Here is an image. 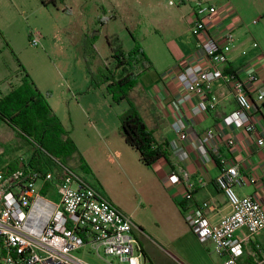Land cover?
Masks as SVG:
<instances>
[{
	"label": "rangeland",
	"instance_id": "rangeland-1",
	"mask_svg": "<svg viewBox=\"0 0 264 264\" xmlns=\"http://www.w3.org/2000/svg\"><path fill=\"white\" fill-rule=\"evenodd\" d=\"M202 1L218 6L230 2L241 18L247 11L252 13L251 18H257L259 24H253L254 30L264 27V20L260 19L255 7H250L249 0ZM177 3L179 0H176V6L171 5L170 0H58L55 5L51 3L44 7L40 0H0V88L4 90L11 80L19 83L20 78L29 76L41 95L53 104L55 115L63 120L70 137L74 126L78 138L88 140L87 137L92 136L91 128L85 126L82 111L76 106L82 97L99 103L100 112L109 114L111 119L107 121L117 127L129 104H115L106 85L92 87L82 52L85 37L98 29L95 23L100 17L106 18L107 24L102 34L114 32L126 44L131 41L127 31V27L130 28L154 66L144 76L153 75L155 69L173 63V56H176L174 50L179 51L181 45L195 39L189 31L194 4ZM146 4L150 8H145ZM260 5L264 6V0ZM177 25L178 31L172 32ZM34 36H40V47L31 45ZM98 47L100 57L94 62V71L104 69L108 59L110 63L109 50L103 39ZM121 110L124 112L118 117ZM0 149L4 150L0 160L7 162L33 154L35 146L5 123H0ZM101 163L98 177L104 188V191L100 189L102 195H107L131 215L133 221L144 219L151 224L150 230L155 229L157 223L152 218L154 208L157 205L163 207L164 202L174 207L169 191L156 179L155 170L146 168L133 149L126 155H108ZM79 164L77 155L71 157L69 165L72 169L96 186L98 182L86 175ZM136 234L146 252L143 264H184L182 258L191 264H211L205 246L193 231L189 234L182 232L181 228L177 232L165 229L164 239L142 238L138 232ZM89 249L86 247L81 255L86 262L108 264ZM213 257L216 258V255ZM107 261L123 264L112 258Z\"/></svg>",
	"mask_w": 264,
	"mask_h": 264
},
{
	"label": "built area",
	"instance_id": "built-area-1",
	"mask_svg": "<svg viewBox=\"0 0 264 264\" xmlns=\"http://www.w3.org/2000/svg\"><path fill=\"white\" fill-rule=\"evenodd\" d=\"M186 3L194 4L190 32L200 41L198 48L205 65H188L181 71L179 82L186 91L183 99L195 96L202 99L191 110L194 116L209 113L219 103L213 84L223 81L231 85L238 108L223 118V126L243 129L255 137L259 147H264V119L252 122V116L264 110V91H252L258 78L255 74L240 78L224 72L236 42L234 31L218 32L216 38L209 35L210 25L220 15L235 13L233 6L202 0H179L177 4ZM170 4L176 6V0H170ZM30 42L33 47L41 46L40 36H34ZM173 128L182 140L189 137L178 123ZM214 138L209 131L205 143ZM227 144L234 147V139L230 138ZM44 154L52 163L48 168L33 170L31 161L25 164L20 158L23 167L20 171L11 174L0 171V264H89L81 258L86 247L108 264H113L108 258L123 264H143L145 254L134 235L136 226L132 218L85 176L47 152ZM219 165L215 185L226 198L231 213L219 223L211 224L205 216L208 208L205 203L185 219L201 242L213 243V252L221 260L219 264H239L243 243L264 230V209L261 199L238 194L237 188L245 185V180L236 166L221 158ZM241 229L248 232L244 240L236 238Z\"/></svg>",
	"mask_w": 264,
	"mask_h": 264
},
{
	"label": "crops",
	"instance_id": "crops-1",
	"mask_svg": "<svg viewBox=\"0 0 264 264\" xmlns=\"http://www.w3.org/2000/svg\"><path fill=\"white\" fill-rule=\"evenodd\" d=\"M248 2L251 8H256L260 14V19L264 20V6L260 5L261 0H249ZM138 3L142 5L139 1ZM228 4L233 6L230 2ZM225 5L227 3L220 6ZM149 6L146 4L144 7L150 8ZM102 8L104 9V7ZM233 8L234 14L228 15L225 12L210 25L209 35L216 38L218 32L234 31L236 42L229 54L228 63L232 74L240 78L248 74H255L258 82L252 91H264V27L254 30L253 22L257 21V18H251L252 13L249 11L244 13L243 18H241L234 6ZM191 15L192 21L189 23V31L190 24L194 20L193 12ZM171 31L177 32L178 25L176 28L173 27ZM115 35L114 32L102 34L101 39L104 40V45L107 48V38ZM127 39L125 38V40ZM198 44L200 41L195 38L190 43L181 45L179 51L173 49L176 54L173 56V63L165 68L155 69L153 75L142 77L130 95V97L133 96L131 100L147 127L153 132L155 139L159 143H167L171 153V164L162 159L152 169L157 174L156 179L161 181L165 189L169 191V197L174 207L164 202L163 207L157 205L154 208L152 218L157 223L155 229L150 230L151 224L144 219L133 221L134 224L136 223L134 235L141 246V240L136 232L142 238L148 236L154 239H158L157 237L164 239L163 231L165 229L169 232H177L181 228L182 232L190 234L192 230L186 222V215L193 214L205 203L208 204L205 216L211 224L219 223L231 213V207L226 198L215 185V179L220 174V158L236 166L245 180V185L237 188L238 194L241 197L261 199L264 209V147H259L255 137L247 134L243 129L225 128L222 124L223 118L238 108L231 93V85H226L223 81L213 84V92L219 103L217 108L209 113L194 116L191 110L202 99L196 96L193 99H183L186 91L179 82L181 71L188 65H205ZM22 80L23 77L20 78L19 83H14L11 80L4 90L0 88V99L20 86ZM252 96L255 98V94ZM83 98L78 100L76 106L82 111L83 121L86 128L88 126L91 128L92 136L87 137L88 140L83 139V137L78 138V135H75L76 126H74L71 138L88 164L92 178L100 184L104 191L98 177L99 169L102 167L101 161H105V157L108 155H126L130 153L132 148L125 143L120 135V123L117 127L113 123L112 125L109 124L107 120L110 121L111 117L105 112H100V104ZM49 104L53 113L56 114L53 104ZM123 112L124 110H121L118 117ZM261 119H264L263 109L252 116V122L257 123ZM61 123L65 131L69 133L63 120ZM175 123H178L188 133L189 137L186 140H182L175 132L173 128ZM209 131L214 133L215 138L210 143H205V137ZM230 138L235 141L234 147L231 148L227 144ZM3 155L4 150L0 149V157ZM32 155L26 154V156H19L17 159L7 162L0 160V171L8 169L15 161H19V166H22L20 158H23L24 163L27 164L31 161ZM106 197L114 203L107 195ZM117 207L126 213L119 206ZM126 214L132 218L128 213ZM247 236L246 229H241L236 233V238L239 240H244ZM201 244L205 246L211 258L210 263L219 264L220 258L218 256L213 257L215 255L213 243L206 241L201 242ZM143 251L146 257L144 248ZM182 261L184 264H191L183 258ZM262 261L264 262V230L243 243L242 255L238 259L239 264H260Z\"/></svg>",
	"mask_w": 264,
	"mask_h": 264
},
{
	"label": "trees",
	"instance_id": "trees-1",
	"mask_svg": "<svg viewBox=\"0 0 264 264\" xmlns=\"http://www.w3.org/2000/svg\"><path fill=\"white\" fill-rule=\"evenodd\" d=\"M40 1L44 7H48L51 3L55 5L58 0ZM95 25L98 29L86 35L82 44L92 87L106 85L115 104L128 102L129 108L120 117V135L125 143L138 153L140 162L146 168H153L162 159L171 164V153L167 143H159L155 139L153 132L147 127L130 99L131 93L138 86L141 78L154 68L152 61L136 41L133 32L127 27L131 41L126 44L119 35L107 38L110 63L108 59L104 69L102 67L94 71V62L100 57L98 43L102 36V29L106 26V18L100 17ZM226 66L224 72L232 74L230 64ZM0 123H5L33 143L35 151L30 162L33 170L45 169L52 165L44 154L45 151L69 167H71L69 165L71 157L77 155L80 168L86 175L91 176L88 164L78 151L70 134L65 131L50 104L36 89L29 76H24L20 86L0 99ZM19 165V161H15L8 169L2 171L5 174L18 172L23 168ZM94 187L98 191L102 188L99 183Z\"/></svg>",
	"mask_w": 264,
	"mask_h": 264
}]
</instances>
